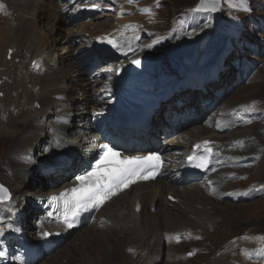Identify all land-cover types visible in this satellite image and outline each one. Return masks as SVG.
I'll return each mask as SVG.
<instances>
[{
    "label": "bare ground",
    "instance_id": "1",
    "mask_svg": "<svg viewBox=\"0 0 264 264\" xmlns=\"http://www.w3.org/2000/svg\"><path fill=\"white\" fill-rule=\"evenodd\" d=\"M1 1L7 5L10 14L0 16V142L4 146L0 153L4 160L1 165L4 169L0 166V184L6 187L11 199L0 203V218L6 226L1 227L0 238L9 236L13 242H26L32 252H40L44 258L51 256L49 264H63V259L69 264H190L198 255L191 259L180 256L201 248L207 240L211 242L205 248L208 255L221 250L218 258L208 264H264V261H250L245 252L260 247L263 238L246 240L240 237L230 241L223 235L225 227L237 224L230 217L235 214L234 207L222 202L237 201L238 193L231 182L240 179L241 171L248 170L255 175L264 171V141H261L264 118L252 124L254 127L246 128L248 124H237L232 113L225 114L226 109L217 117L207 119L206 124L174 132L167 139L170 148L166 153L169 159L180 160L195 143L208 141L233 157L231 162L251 157L257 160L253 164L222 170L203 185L192 183L179 187L168 177L139 184L107 204L91 225L82 228L84 233L70 242L71 234L79 230L72 233L55 224L38 225L34 200L72 185V173L86 164L87 159L91 160L90 152L96 151L99 144L98 137L87 131L92 129L88 115L99 111L96 100L99 89L90 79L94 75H86L92 61L87 53L90 49L74 42L83 34L95 38L107 33L110 25L96 18L78 24L74 29L71 27L74 21L65 11V0ZM145 4L146 0H143L140 5L147 7ZM119 5V16L128 15L127 11L133 12V16L122 18L111 29L129 25L135 30L131 33V43H139L143 49L137 60L157 63L158 54L153 55L149 48L161 53L163 47L171 43L164 49L168 68H157L155 78L158 82H163V75H179L180 69L182 74L189 73V77H193L195 72L188 71L196 66L195 62L209 57L218 40L215 27L214 30L209 27L214 23L211 19L202 18L201 25L196 28L192 26L194 21L181 22L180 18V21L174 20V31L168 36L152 32L143 43L141 35L160 24V16L153 12L154 23L151 24L149 14L138 13L140 5L128 7L126 0H120ZM138 25L141 27L137 28ZM55 29L60 31L63 45L64 54L60 57L53 54L55 47L47 44V37ZM186 57H190L193 64L186 66L184 71ZM173 66L177 67L172 69ZM77 91V96H73ZM180 95L185 98L183 101L189 113L186 121L191 122H197L196 116L201 118L209 108L203 106L204 100L212 103L220 100L211 93L206 97L203 93L188 92L179 94L178 99ZM162 110L164 112L156 114L152 134H129L123 138L136 148L138 154L158 146L162 138L170 135V130L183 124L185 110L173 108L169 103L164 104ZM165 112L177 113V120L165 116ZM235 128L240 130L228 132ZM208 129L212 134H205ZM213 186L216 189L212 191ZM260 190L264 192V189ZM19 227L23 229L18 230ZM56 231H60L61 236L54 235ZM238 232L234 237L241 234ZM179 235L186 239H174ZM198 236L201 240L194 241ZM217 236L220 239L216 240ZM77 242H81L79 247L75 246ZM64 244L66 247H62ZM222 244L226 246L222 248ZM93 246L94 252L91 251Z\"/></svg>",
    "mask_w": 264,
    "mask_h": 264
},
{
    "label": "rangeland",
    "instance_id": "2",
    "mask_svg": "<svg viewBox=\"0 0 264 264\" xmlns=\"http://www.w3.org/2000/svg\"><path fill=\"white\" fill-rule=\"evenodd\" d=\"M127 1L128 0H126V2ZM198 1L199 0H146L145 5L152 12V13L151 12L148 13L149 14L148 19H150L151 24L154 23L153 15L155 14L159 15L162 20L160 24L155 25L156 27L154 26L151 32L156 33V34L158 33L162 36L163 35L168 36L172 31H174L173 24H174L175 19L177 21L181 20V22H183L184 20L183 18L186 17V15L195 16V17L196 15H198L195 12V8H196ZM143 5H144V2H143ZM221 10H222V14L220 17H217L213 14L207 15L211 19V21H214L215 23V24L211 23L209 27H211V29L213 30L215 27V30L217 31L218 40L216 42V45L212 48L209 57H207L205 61L198 60V62H195L196 66L192 68L191 70L195 68L201 69L202 67L213 62L215 60L214 54L217 48H221L223 46L225 47L228 44H229L228 46L232 45V46L240 48L243 55H245L244 53H246V58L248 62L253 61L257 63L255 64L257 71L252 77V79H255V80L253 82H250L252 80L250 79L249 82H247L245 85L238 87L237 89H234L229 95L224 97L223 100L220 102L218 108L214 110V115H211L209 118L211 117L215 118L217 117V114H222L223 112L229 113V110L235 107H238V106L246 107L247 105H249L254 108V110L260 115L259 118H261L262 120L264 118L263 116L264 115V52L256 55L250 51L251 49L250 45L254 46L255 49L258 48L257 46H259L261 51L264 50V29L259 28L260 27L259 23H261V20L264 19V0H223ZM97 18H99L100 21H102L101 23H104L110 26H114L116 23H119L122 20V18L117 17V19H114V24H112V22L110 24V21H107L100 17H97ZM81 23H84V22H78V23L74 22L71 27L75 29L76 27H78V24H81ZM43 29H45V27H43ZM91 29H93V27H91ZM191 34L192 33H190V35ZM49 35L51 36L47 37V41H48L47 44L49 46L53 45L55 47L53 54L59 57L62 56L64 52L62 50L63 45L62 43H60V40H61L60 31H56V29L53 31L51 30V34ZM170 44L171 43L166 45V47L164 46L163 48L164 49L167 48L168 46H170ZM84 45L86 46L87 44H82V46ZM78 47L79 46H77V48ZM164 49L161 51V53L157 55L158 56L157 63L158 62H162V63L169 62L166 59V55L164 54L165 53ZM233 57L234 56L232 55L230 59L226 60L227 63H229L231 58ZM202 58L203 57H201V59ZM227 58H229V56ZM176 67L177 66H173L172 69ZM159 68H162V67H159ZM234 71H235V68H232L231 74L223 75L222 84L217 83L216 86L222 90H227L228 88L226 86V83L228 81L226 80V78H229L230 80L234 74H237L236 73L237 70L235 72ZM239 73L240 75L245 74L243 69L239 71ZM90 74H92V72ZM86 75L88 77L89 73L88 74L86 73ZM69 84H71V82ZM208 92L209 94L210 93L213 94L212 96L215 95L219 97V95H217L216 92L214 93L211 91H208ZM77 94H78V91L75 93L73 92V96H77ZM181 97L182 95L179 96L180 99H182ZM224 109H226V111L222 112V110ZM189 112L192 113L190 110ZM197 119L199 121L200 119H203V118L201 117ZM188 122H191V121H188ZM206 122H208V120ZM210 122L212 123V121ZM201 124L202 122L200 124H196V125L191 124V125L200 126ZM193 126L189 127L186 125L183 127V129L186 127L187 128L189 127V129H191ZM249 127H251V125L246 128H249ZM252 127H254V125H252ZM239 130L240 128H235L228 132H232V131L237 132ZM205 134L210 135L212 134V131L208 129ZM261 138H260L261 141H264V137H261ZM3 147H4L3 144L0 142V153ZM3 163H4V160L0 158V166ZM246 172L248 173L246 174ZM240 173L241 174L243 173L242 175H240V179L234 180L233 182H231V186L232 187L234 186L235 190H242L248 187H251V188L258 187L257 189H264V171L258 175L252 174V172H249L248 170L243 171V172L241 171ZM222 202H225V203L227 202L226 204H224L226 206L234 207L233 212L235 214L233 215V217L232 216L230 217L231 219H233L234 223L237 224L236 226L231 225L230 227H225L223 230L224 236H228L230 238V241L237 240L240 237L246 238V240H252V239L261 237L264 240V195L261 197H255L249 200H244V201H239V202H236V201L235 202L222 201ZM35 215H37V212H35ZM4 227L6 226L4 225ZM209 231L212 234V228H210ZM237 231H239L238 234L240 233L241 234L239 236L234 237V235L237 234L236 233ZM83 233H84V230L81 229L75 232V234H71V239L69 240V242L74 240L76 236L82 235ZM221 235L222 234H220V236ZM94 239H97V238L94 237ZM215 239L218 240L220 239V237L217 236L215 237ZM195 240L196 242H199L201 240V237L199 238L198 236L196 237V239L194 238V241ZM210 243L211 242L207 240V242H204V245L201 246V248L199 247L195 249L192 253L188 252L186 255L182 254L180 257L191 259L192 257L196 258L198 255V258L192 261L190 264H208L210 261H213L216 258H218L221 252V250L218 249L217 250L218 252H216L215 254L208 255V251L205 248H207L210 245ZM226 244H222V248L225 247ZM80 245H81V242L75 243V246L79 247ZM62 247H66V244H64ZM103 247L105 248L104 244H103ZM91 251L92 252L96 251V248L93 246L91 248ZM49 259H51V256H49L48 258H42L41 259L42 261H39L36 264H49V261H51ZM61 263L69 264L67 259H63ZM167 264H172V263L167 262Z\"/></svg>",
    "mask_w": 264,
    "mask_h": 264
},
{
    "label": "snow or ice",
    "instance_id": "3",
    "mask_svg": "<svg viewBox=\"0 0 264 264\" xmlns=\"http://www.w3.org/2000/svg\"><path fill=\"white\" fill-rule=\"evenodd\" d=\"M4 8V4L0 3V11ZM196 10L216 11V0H202L201 5ZM145 11L150 10L146 9ZM108 43H113V41L108 40ZM135 63H139V61H135ZM196 147L199 148L200 145ZM102 149L103 152L92 170L76 177L80 182L78 187L67 190L60 197H53L54 200H63V221L68 227H72L75 218L82 213L98 209L106 200L119 191L137 182V180L154 178V174L159 171L160 157L156 154L144 157H124L123 161L117 163L109 160V157L119 156L118 152L107 144L102 145ZM189 159L192 160L194 157ZM153 161L155 163H152ZM207 164V159H201L194 166L206 168ZM102 170H106V174ZM0 192L4 193L0 196V201L11 199L10 193L3 186H0ZM2 234L3 230L0 229V235ZM0 255H3V253H0Z\"/></svg>",
    "mask_w": 264,
    "mask_h": 264
},
{
    "label": "water",
    "instance_id": "4",
    "mask_svg": "<svg viewBox=\"0 0 264 264\" xmlns=\"http://www.w3.org/2000/svg\"><path fill=\"white\" fill-rule=\"evenodd\" d=\"M202 0H199L196 6V9L201 5ZM221 6H222V0H216V11H213L212 13L217 15V16H221ZM204 12V11H201ZM0 186H3L2 184H0ZM3 188L6 189V187L3 186ZM8 192V190H7ZM9 193V192H8ZM4 195L3 192H0V196ZM4 201H8V200H4Z\"/></svg>",
    "mask_w": 264,
    "mask_h": 264
}]
</instances>
